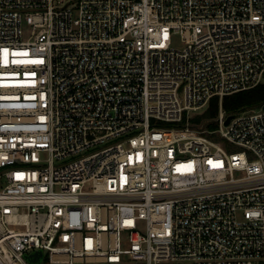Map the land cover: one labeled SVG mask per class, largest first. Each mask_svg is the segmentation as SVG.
Instances as JSON below:
<instances>
[{"label": "built area", "instance_id": "1", "mask_svg": "<svg viewBox=\"0 0 264 264\" xmlns=\"http://www.w3.org/2000/svg\"><path fill=\"white\" fill-rule=\"evenodd\" d=\"M261 83L264 0H0V264H264Z\"/></svg>", "mask_w": 264, "mask_h": 264}, {"label": "trees", "instance_id": "2", "mask_svg": "<svg viewBox=\"0 0 264 264\" xmlns=\"http://www.w3.org/2000/svg\"><path fill=\"white\" fill-rule=\"evenodd\" d=\"M263 102L264 83H261L260 85L252 89L226 95L223 98L222 107L226 113L233 114L246 108L257 107ZM219 109V97H214L210 102L209 109L203 115L196 116L193 120L198 121L202 118L207 119L210 121V123L208 124V129L213 130L217 127L214 119L219 114Z\"/></svg>", "mask_w": 264, "mask_h": 264}, {"label": "rangeland", "instance_id": "3", "mask_svg": "<svg viewBox=\"0 0 264 264\" xmlns=\"http://www.w3.org/2000/svg\"><path fill=\"white\" fill-rule=\"evenodd\" d=\"M24 29L26 31V35H28V31H29L30 27L25 24ZM173 45L176 47L182 46V41H181V37L179 34L174 35ZM209 106H210V104H208L207 106L200 108L198 110L190 111V115H191L190 121H191L192 125H194L199 130L204 131V134L206 136H208L209 138L213 139L214 141L220 142L222 144L226 143V146L228 147L229 151H237L239 149L237 146L226 142L219 134H213V133L209 132V129H208V124L210 123L209 120L203 119V118L198 120V121L193 120L196 116L203 115L209 109ZM168 135H169V133L166 131H157L154 133V137H159V138H166ZM5 184H6L5 178L0 179V190L2 189L3 186H5ZM130 264H134V263L132 262Z\"/></svg>", "mask_w": 264, "mask_h": 264}, {"label": "water", "instance_id": "4", "mask_svg": "<svg viewBox=\"0 0 264 264\" xmlns=\"http://www.w3.org/2000/svg\"><path fill=\"white\" fill-rule=\"evenodd\" d=\"M233 117V115H229L227 120H226V124H228L230 122V119ZM42 256V252L38 251L34 254L29 255V259L34 263V264H38L40 261V258Z\"/></svg>", "mask_w": 264, "mask_h": 264}]
</instances>
